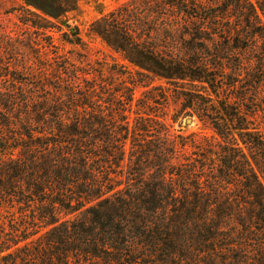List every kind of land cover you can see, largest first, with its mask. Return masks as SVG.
I'll use <instances>...</instances> for the list:
<instances>
[{
  "label": "trees",
  "instance_id": "obj_1",
  "mask_svg": "<svg viewBox=\"0 0 264 264\" xmlns=\"http://www.w3.org/2000/svg\"><path fill=\"white\" fill-rule=\"evenodd\" d=\"M21 2L43 52L35 82L0 63V264H264V0L119 4L90 25L139 70L112 91L51 45L77 0ZM150 77L171 123L158 88L134 104ZM182 117L214 135L173 131Z\"/></svg>",
  "mask_w": 264,
  "mask_h": 264
},
{
  "label": "rangeland",
  "instance_id": "obj_2",
  "mask_svg": "<svg viewBox=\"0 0 264 264\" xmlns=\"http://www.w3.org/2000/svg\"><path fill=\"white\" fill-rule=\"evenodd\" d=\"M125 1L127 0H77L76 8L61 16L56 21L58 30L52 32L51 45L67 53L72 58L84 60L90 67L91 75H89V78H92L100 68L103 69L102 80L108 83L107 89L111 91L120 90L122 77L127 78V85L125 86L131 88L136 80L140 81L138 77L139 70L125 60L122 55L112 51L97 35L93 34L90 31V25ZM21 4V0H0V63L9 66V71L15 72L20 78L35 82L33 77L27 74L30 73L35 77L38 75L40 65L36 57L38 54H42L43 49L39 42L35 40H33L32 49L27 46L25 38L31 34L19 22L18 13L16 12ZM69 28L77 31L82 46L74 44L75 37L71 35ZM34 36L35 34H32L31 39ZM42 40L41 43H44L45 40L49 42L47 38ZM112 72L119 74L115 76L116 80L111 79ZM8 84L10 83L0 73V94L6 92ZM142 84H144L143 87H136L133 92L134 104L145 96L146 91L158 88V91H156L158 97H156L150 108L163 116L160 120L171 123V119L179 112L180 105L169 95L165 81L150 77L144 79ZM187 119H190L191 122L187 123ZM179 124L181 127H179ZM254 124L264 134V116L258 117ZM180 128L186 129L185 132H181L185 136L192 132H199L204 136L214 135L210 127L201 123L195 117H182L178 120V123L174 124L173 131H178ZM176 133L180 134L179 132ZM199 163L211 164V162L201 161L200 158ZM200 184L202 188L207 186L205 181H201Z\"/></svg>",
  "mask_w": 264,
  "mask_h": 264
},
{
  "label": "water",
  "instance_id": "obj_3",
  "mask_svg": "<svg viewBox=\"0 0 264 264\" xmlns=\"http://www.w3.org/2000/svg\"><path fill=\"white\" fill-rule=\"evenodd\" d=\"M191 122V120L190 119H187V123H190Z\"/></svg>",
  "mask_w": 264,
  "mask_h": 264
}]
</instances>
